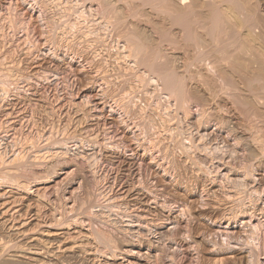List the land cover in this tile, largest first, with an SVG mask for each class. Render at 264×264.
Masks as SVG:
<instances>
[{
    "label": "rangeland",
    "instance_id": "374dc122",
    "mask_svg": "<svg viewBox=\"0 0 264 264\" xmlns=\"http://www.w3.org/2000/svg\"><path fill=\"white\" fill-rule=\"evenodd\" d=\"M0 264H264V0H0Z\"/></svg>",
    "mask_w": 264,
    "mask_h": 264
},
{
    "label": "bare ground",
    "instance_id": "6f19581e",
    "mask_svg": "<svg viewBox=\"0 0 264 264\" xmlns=\"http://www.w3.org/2000/svg\"><path fill=\"white\" fill-rule=\"evenodd\" d=\"M188 14V13H187ZM188 22V21H187ZM194 26V25H193ZM262 64V63H261ZM262 70V69H261ZM259 73V71H258ZM170 79V78H169ZM252 79V78H251ZM168 80V79H167ZM173 81V80H172ZM254 83V82H253ZM256 90V89H255ZM175 91V90H174ZM177 95V94H176ZM181 98V97H180ZM3 156V155H2ZM5 158V157H4ZM4 213V212H3ZM3 216V215H2ZM6 221V220H5ZM23 233V232H22ZM59 247V246H58ZM61 249V247H59Z\"/></svg>",
    "mask_w": 264,
    "mask_h": 264
}]
</instances>
